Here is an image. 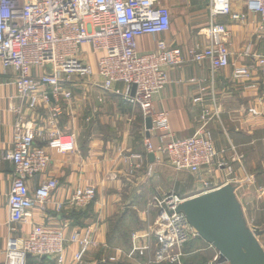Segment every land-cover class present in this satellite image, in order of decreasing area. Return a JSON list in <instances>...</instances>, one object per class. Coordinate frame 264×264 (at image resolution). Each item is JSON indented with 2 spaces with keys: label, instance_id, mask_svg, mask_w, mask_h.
Segmentation results:
<instances>
[{
  "label": "crops",
  "instance_id": "1",
  "mask_svg": "<svg viewBox=\"0 0 264 264\" xmlns=\"http://www.w3.org/2000/svg\"><path fill=\"white\" fill-rule=\"evenodd\" d=\"M209 3L210 0H162L171 11V28L160 35L139 37L138 50L154 53L158 42L164 41L171 48L184 51L183 64L167 71L169 83L155 97V111L168 113L172 131L180 139L193 137L202 116L209 113V129L216 148L226 151L234 169L233 174L222 168L196 175L200 194L186 199L203 194L204 182L211 184L208 192L231 185L242 206L245 227L253 233L257 230V239L264 249V72L255 66L257 55H264V29L260 28L261 16L248 9L246 0H231L234 13L246 14L248 18L214 19L232 32L230 65L213 69L209 60L192 61L188 50L208 47L210 43L206 34L212 22ZM84 48L87 54L82 58L97 64L91 47ZM249 65L256 67L250 79L234 77L236 68ZM16 78L14 69L0 64V264L6 263L10 242L28 238L35 225L64 224L68 225V243L63 264H145L146 258L132 252L134 245L155 248L156 237L151 229L158 209L153 205L154 198L179 194V188L184 190L185 172H175L167 159L148 152L146 140L157 143V137L148 132L141 108L124 99L126 85L116 83L111 90H104L98 87L103 83L99 76L74 77L65 86L72 93L71 100L61 97L59 102L52 99L49 104L40 101L31 108L20 99ZM197 98L201 101L196 102ZM60 107L58 127L73 138L75 151L61 154L49 150L50 166L30 181V190L34 192L47 179H56L58 190L49 201L30 211L26 222L9 226L14 168L4 157L14 149V126L20 118L47 126L53 110ZM88 187L97 193L90 206L66 205L58 211L56 203H67L78 189ZM85 230L92 233L94 245L78 263L80 246L70 240ZM184 252L183 264H213L216 259L221 260L220 252L201 237L188 243ZM41 264L58 262L47 258Z\"/></svg>",
  "mask_w": 264,
  "mask_h": 264
},
{
  "label": "built area",
  "instance_id": "2",
  "mask_svg": "<svg viewBox=\"0 0 264 264\" xmlns=\"http://www.w3.org/2000/svg\"><path fill=\"white\" fill-rule=\"evenodd\" d=\"M246 2L250 11L261 16L260 28L264 29V0ZM209 10L212 18L206 30L209 46L193 47L188 54L192 61L209 60L213 69H223L230 65L232 32L214 19L231 16L245 21L248 15L234 13L231 0H210ZM171 18V11L162 0H0V64L17 73L15 84L19 97L31 108H36L40 101L49 104L52 99L59 102L61 97L71 100L72 93L65 86L74 77L99 76L103 83L98 87L104 90L124 83V99L140 107L145 119L152 120L149 131L155 133L157 143L147 139L148 152L167 159L178 173L196 176L224 168L233 174L226 151H218L214 143L209 113L202 116L193 137L180 139L172 131L168 113L155 111L154 99L169 83L167 71L183 64L184 51L160 41L156 52L141 53L137 39L169 31ZM86 45L97 57V64L82 58L87 54ZM255 66L264 72V55H257ZM255 66L236 68L234 77L250 79ZM35 70H39L40 75H36ZM134 86L136 91L132 95ZM59 110L61 107L53 110L47 126L23 118L14 126V149L4 157L14 168L9 226L26 222L30 211L49 201L58 190L56 179H47L34 192L30 190V181L43 175L50 166L49 150L61 154L75 151L73 138L58 127ZM203 185L204 193L211 190L209 182ZM96 196L95 188H80L67 203H56V207L59 212L66 205L88 207ZM185 200L174 193L154 198L153 205L158 209L151 229L156 237L155 248L134 245L132 255L148 257L146 264H183L186 245L200 237L186 214L179 211ZM67 227V224L61 227L35 225L28 238L10 242L5 264H41L44 257L63 264ZM70 241L80 246L76 261L82 263L90 246L94 245L92 233L79 231ZM216 260L213 264H224L219 258Z\"/></svg>",
  "mask_w": 264,
  "mask_h": 264
},
{
  "label": "water",
  "instance_id": "3",
  "mask_svg": "<svg viewBox=\"0 0 264 264\" xmlns=\"http://www.w3.org/2000/svg\"><path fill=\"white\" fill-rule=\"evenodd\" d=\"M135 91L136 86L132 95ZM146 124L149 132L152 120L148 118ZM179 211L186 214L200 237L220 252L221 262L264 264V249L257 239V230L253 233L245 227L242 206L231 185L186 199Z\"/></svg>",
  "mask_w": 264,
  "mask_h": 264
},
{
  "label": "rangeland",
  "instance_id": "4",
  "mask_svg": "<svg viewBox=\"0 0 264 264\" xmlns=\"http://www.w3.org/2000/svg\"><path fill=\"white\" fill-rule=\"evenodd\" d=\"M184 176H185V188L184 190H182L181 188H179L180 191L179 194H177L178 196L186 199L187 196H193V195H196V194H200V191L198 189V187L196 186V179L194 178L195 175H190L189 173H184ZM203 186V184H202ZM141 258V257H139ZM142 258H146V261L148 260V257H142ZM146 261H145V264H146ZM220 263H224L226 264V262H220Z\"/></svg>",
  "mask_w": 264,
  "mask_h": 264
}]
</instances>
